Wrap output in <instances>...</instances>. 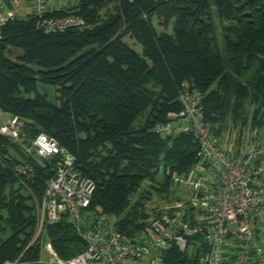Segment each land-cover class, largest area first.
Listing matches in <instances>:
<instances>
[{
    "label": "trees",
    "instance_id": "16d2710c",
    "mask_svg": "<svg viewBox=\"0 0 264 264\" xmlns=\"http://www.w3.org/2000/svg\"><path fill=\"white\" fill-rule=\"evenodd\" d=\"M77 14L87 27L61 34L39 31L30 18L4 27L0 109L23 123V144L44 133L70 151L77 170L96 184L91 208L115 217L130 235L160 214L147 210L152 192L169 198L174 176L191 175L201 163L192 135L156 130L177 121L186 86L203 94L204 121L229 150L237 153L252 130L264 128V0H83ZM153 18L172 32L158 33ZM39 83L55 87V103L39 92ZM10 141L0 135V264L18 259L36 230L34 195L22 182L42 199L55 172L54 163L13 157ZM25 162L36 168L31 183L15 170ZM145 182L150 188L142 190ZM49 237L63 259L86 248L68 218L51 227ZM193 240L192 251L175 245L164 251L163 263L198 264L203 238Z\"/></svg>",
    "mask_w": 264,
    "mask_h": 264
},
{
    "label": "built area",
    "instance_id": "2783aa9c",
    "mask_svg": "<svg viewBox=\"0 0 264 264\" xmlns=\"http://www.w3.org/2000/svg\"><path fill=\"white\" fill-rule=\"evenodd\" d=\"M82 1L0 0V39L4 27L17 18L32 19L39 31L50 35L86 28V20L77 14ZM203 98L186 86L179 95L182 110L177 121L156 126L164 136L188 133L200 145L199 167L191 175L174 176L184 197L165 205L147 229L130 235L117 228L115 217L91 208L96 184L77 170L76 157L56 139L37 135L28 158L34 151L36 163H54V177L46 184L33 240L18 259L4 264H164V251L173 245L192 251L196 237L203 238L197 244L202 249L198 264H262L264 128L252 130L235 153L211 135L204 121ZM22 127L13 117L0 135L23 144ZM15 170L26 182L36 177L32 163L17 164ZM63 218L74 224L86 246L70 259L59 256L49 237V229ZM34 245L38 252L31 258Z\"/></svg>",
    "mask_w": 264,
    "mask_h": 264
},
{
    "label": "rangeland",
    "instance_id": "374dc122",
    "mask_svg": "<svg viewBox=\"0 0 264 264\" xmlns=\"http://www.w3.org/2000/svg\"><path fill=\"white\" fill-rule=\"evenodd\" d=\"M114 4H111V5H109L106 9H104L103 11H102V14L104 15L107 11H111V10H113V8H114ZM213 17H214V19H215V22H216V24H217V26H218V41H219V47H220V50H221V52H222V54H223V56H225V51H224V38H223V36H222V28H221V26H220V22H219V20H218V18H217V16H216V14L213 12ZM153 26H154V28L156 29V31L158 32V33H160V32H168V33H170V32H172L171 31V27H168V28H163L162 26H160L159 25V23H158V21H157V19L156 18H153ZM125 41L133 48V49H135L136 50V52H138V53H142V47L141 46H139L136 42H134V40H132L130 37H126L125 38ZM38 89H39V92L41 93V94H43V95H46L47 97H48V99L51 101V102H53V103H55L56 102V96H55V94H56V89H55V87L54 86H51V85H47V84H42V83H39V85H38ZM33 95H29V97H32ZM145 119H146V115L144 116V118H142L141 119V121H140V123L139 124H143L144 123V121H145ZM3 127V126H2ZM1 127V128H2ZM0 128V129H1ZM34 139H35V137H32V138H30V139H28V141H27V144L26 145H24V144H20V146H21V149H22V151H19L16 147H15V145H16V143L15 142H13V141H10L9 142V144H10V146H9V148H10V154L13 156V157H15L14 155H17V152H21V153H19V154H22V155H24V157H29L28 155H27V151H28V149L29 150H32L33 149V147H32V144H33V141H34ZM33 157H30V158H32L31 159V161H33V162H36L35 160H34V156H35V153H34V151L32 152V154H31ZM23 160V159H22ZM22 160H20V161H22ZM30 160V159H29ZM262 160H264V155L262 156ZM23 161H25V160H23ZM38 163V162H37ZM39 165H41L40 163H38ZM158 179L159 180H163V175L161 174V175H159L158 176ZM23 183V186H24V188H25V190H27L29 193H31L32 195H34V197H33V203H34V205H35V215H36V218H37V221H38V219H39V216L41 215V212H42V209H43V205H44V194H43V197H42V199H40V198H38L35 194H33V192L30 190V187L26 184V183H24V182H22ZM150 185H151V183L150 182H145L144 183V185H143V187H142V190H144V189H147V188H150ZM172 194L170 195V197L168 198V197H162L161 195H159L158 193H156L155 191H153L152 193V200H150L148 203H147V210H148V212L149 213H153L154 212V210L155 209H163V207L165 206V205H167V204H169V203H171L172 201H174V200H177V199H180V198H183L184 196V192H183V190L180 188V187H178V186H173L172 187ZM183 194V195H182ZM134 200H136V198L134 199ZM34 236H35V233H34ZM34 236H33V238H34ZM6 238V236H3V239H5ZM33 238H32V240H33ZM31 253H29L30 254V256H31V258H34L36 255H37V252H38V250H37V252H36V254H35V252H33V251H30ZM262 261V263L264 264V257H263V259L261 260Z\"/></svg>",
    "mask_w": 264,
    "mask_h": 264
},
{
    "label": "crops",
    "instance_id": "0c3cea01",
    "mask_svg": "<svg viewBox=\"0 0 264 264\" xmlns=\"http://www.w3.org/2000/svg\"><path fill=\"white\" fill-rule=\"evenodd\" d=\"M13 119V116L10 115V114H7L5 112H3L1 109H0V128L4 125H6L9 121H11ZM21 152H17V155H14L16 159L18 160H22L24 159V155L22 154H19Z\"/></svg>",
    "mask_w": 264,
    "mask_h": 264
}]
</instances>
